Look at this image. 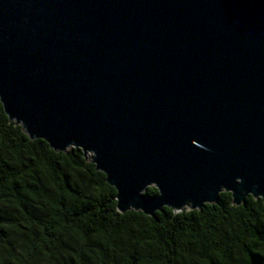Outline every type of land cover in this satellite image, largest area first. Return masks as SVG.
Wrapping results in <instances>:
<instances>
[{
	"label": "water",
	"instance_id": "obj_1",
	"mask_svg": "<svg viewBox=\"0 0 264 264\" xmlns=\"http://www.w3.org/2000/svg\"><path fill=\"white\" fill-rule=\"evenodd\" d=\"M0 103L120 214L264 203V0H0Z\"/></svg>",
	"mask_w": 264,
	"mask_h": 264
},
{
	"label": "trees",
	"instance_id": "obj_2",
	"mask_svg": "<svg viewBox=\"0 0 264 264\" xmlns=\"http://www.w3.org/2000/svg\"><path fill=\"white\" fill-rule=\"evenodd\" d=\"M116 195L81 150L30 140L0 103V264H264L261 199L148 217Z\"/></svg>",
	"mask_w": 264,
	"mask_h": 264
},
{
	"label": "rangeland",
	"instance_id": "obj_3",
	"mask_svg": "<svg viewBox=\"0 0 264 264\" xmlns=\"http://www.w3.org/2000/svg\"><path fill=\"white\" fill-rule=\"evenodd\" d=\"M89 157H90V155H89Z\"/></svg>",
	"mask_w": 264,
	"mask_h": 264
}]
</instances>
